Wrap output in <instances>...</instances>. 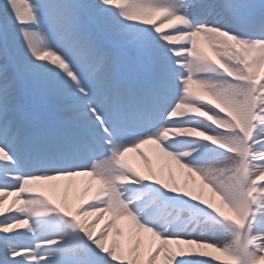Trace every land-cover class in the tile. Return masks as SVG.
I'll return each instance as SVG.
<instances>
[{
	"label": "snow or ice",
	"instance_id": "snow-or-ice-1",
	"mask_svg": "<svg viewBox=\"0 0 264 264\" xmlns=\"http://www.w3.org/2000/svg\"><path fill=\"white\" fill-rule=\"evenodd\" d=\"M0 264H264V0H0Z\"/></svg>",
	"mask_w": 264,
	"mask_h": 264
},
{
	"label": "bare ground",
	"instance_id": "bare-ground-1",
	"mask_svg": "<svg viewBox=\"0 0 264 264\" xmlns=\"http://www.w3.org/2000/svg\"><path fill=\"white\" fill-rule=\"evenodd\" d=\"M134 157V154L132 155V158ZM78 179H80V178H78ZM5 210H7V204L5 205ZM6 214H7V212H6Z\"/></svg>",
	"mask_w": 264,
	"mask_h": 264
}]
</instances>
